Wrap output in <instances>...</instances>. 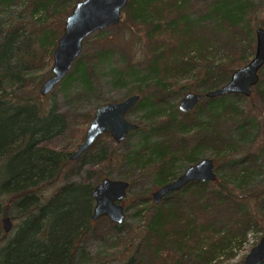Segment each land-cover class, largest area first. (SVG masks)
Wrapping results in <instances>:
<instances>
[{"label":"trees","instance_id":"trees-1","mask_svg":"<svg viewBox=\"0 0 264 264\" xmlns=\"http://www.w3.org/2000/svg\"><path fill=\"white\" fill-rule=\"evenodd\" d=\"M77 1L28 0L25 11L18 15L31 14L37 22L31 27L15 16L10 20L0 17V264L228 261L248 240L251 229H264L261 213L256 211L259 201H264V187L250 189L264 166V66L260 82L253 88L258 103L246 110L236 104L242 95L232 94L203 98L194 109L183 112L170 95L219 88L234 70L251 60L256 28L264 25L250 18L253 2L129 0L124 9L128 19L122 17L116 26L131 32V42L136 40L133 45L138 50L131 52L126 64L110 67L114 84L127 87L128 96L141 97L129 113L142 112L136 117L138 122L134 120L139 126L127 136L138 134V142L128 143L125 138L121 143L124 150L117 151L110 135L102 134L73 160L74 151L59 150L50 143L71 127L70 120L82 125L79 136L75 127L72 132L82 142L96 108L107 101L84 113L60 112L47 101L54 91L41 94L40 86L47 77L37 76L44 69L43 76L51 75L54 49ZM18 3L0 0V14ZM101 34L93 41L86 38L84 50L60 88L78 82L82 89H92L99 65L120 45ZM124 48L130 44L124 43ZM187 71H194L191 80L179 84L178 73ZM129 78L131 83L126 81ZM231 120L233 127L228 124ZM259 128L260 139L254 133ZM105 137L111 139L110 145L103 142ZM207 153L215 160L217 178L191 181L159 204L150 192L137 194L133 205L144 218L142 224H114L106 217L93 220L94 185L104 177L111 178L114 166L127 167L119 178L129 182L128 192L134 187L137 170L154 176L152 189L156 190ZM181 159L187 164L177 171L174 166ZM76 162L79 170L90 166L85 168L84 178L66 181L51 191ZM75 169L69 172H78ZM6 216L15 222L10 232L3 229ZM95 239L105 248L114 239L109 245L119 248L123 257L117 261L113 254L94 255L89 242Z\"/></svg>","mask_w":264,"mask_h":264},{"label":"water","instance_id":"water-1","mask_svg":"<svg viewBox=\"0 0 264 264\" xmlns=\"http://www.w3.org/2000/svg\"><path fill=\"white\" fill-rule=\"evenodd\" d=\"M129 0H78L65 20L64 32L57 41L53 52L51 75L40 86L43 96L53 92L73 68L76 59L84 50V41L88 36L121 22L124 9ZM255 53L251 60L234 70L226 84L205 93L188 91L178 103L183 112L196 107L203 98H216L225 95H253V88L259 84L260 72L264 66V26L255 31ZM139 94L126 97L121 102L101 104L85 131L80 146L71 154L77 160L88 151L102 134H109L115 142L122 143L127 136L138 128V124L128 119L127 115L140 100ZM215 160L204 157L191 164L176 179L161 185L152 196L155 204L173 191H179L191 181L213 182L217 178ZM129 182L122 179L104 177L94 185L92 197L95 198L93 220L106 217L114 224L125 222V208L122 201L126 199ZM3 229L10 232L14 224L10 217L2 219ZM264 261V234L245 256L243 264H261Z\"/></svg>","mask_w":264,"mask_h":264},{"label":"rangeland","instance_id":"rangeland-1","mask_svg":"<svg viewBox=\"0 0 264 264\" xmlns=\"http://www.w3.org/2000/svg\"><path fill=\"white\" fill-rule=\"evenodd\" d=\"M250 1L253 2L251 3L252 5L250 8L251 9L250 18L252 22L256 23V22L262 21V23H264V11L261 10L264 8V0H255V1L250 0ZM27 2L28 0H19L18 6H12L10 9H8L7 12H2L0 14V17L10 20V18L15 16L18 19V21L26 25V27H29V25L30 27L34 26L35 23L37 22L36 20L31 18V14H29L28 12H25V13L18 15L19 12L25 11V6L27 5ZM256 10H259V11H256ZM124 19L127 20L128 18H127V14L123 13V20ZM38 28H40V25H38L36 29ZM101 33H98V30H97V32H94L88 37V40L93 41L97 38L98 35L101 34L102 36H105V37L109 36L111 40H114L112 41V43L114 44L117 43L120 45L116 46L115 48H112L110 52L112 56H109L108 59L102 65H99L100 68L98 70V75H97L98 79L94 82L92 89L84 90L79 86L78 82L75 83L72 87L68 89L66 88L64 90L60 88V85H57L55 87L53 94L48 96L47 101L53 104V106L58 111L64 112L66 114L67 113L69 114L84 113V112L91 111L95 106H98L100 105V103H103L105 101H107V103H111V101L121 102L128 96L127 87L123 86L122 84L121 85L114 84L110 66L126 64V62L133 55L131 52L136 53V51L138 50L137 47L133 45V43H136V40H134L133 43L131 42V32L127 31L125 26H121V27L120 26L119 27L109 26L108 28L102 29ZM124 43H125V46L127 45V43L128 45L130 44V48H127L128 50L130 49V52H128L127 49L124 48ZM193 72L194 71H187V73L185 72L178 73L179 74V80H178L179 84H187V82L190 81L192 76L194 75ZM45 73L46 71L44 69L42 73L41 72L39 73L38 75L39 77L37 76V79L48 77L46 75L44 76L42 75ZM126 81L131 83L132 79L129 78ZM170 96H171L172 102H179L184 95L176 91V92H172ZM236 100H237L236 104L242 110L243 109L246 110L249 108V106H253L254 102L258 103V96L253 95L251 97H246L243 95L242 97H238V99ZM257 111L258 110H256L255 112L256 114H258V116L262 115L260 111L258 112ZM141 114L142 112L136 111V112H133V114H128L127 116L130 120L137 121L138 119H136V117L140 116ZM70 122H71V127L68 128V130L64 133V135L58 136L57 139L53 140L50 143L52 147L59 149V150L65 149L67 151L69 150L75 151L80 146L81 141L79 139L81 137L80 138L77 137L76 139H74V135L72 132H73V127H75L74 128L76 130L75 133L76 135L79 136L80 134L79 130L82 127V125L75 124V122H72L71 120ZM231 122L232 120L228 121V124H230L229 125L230 127H233L234 123L232 124ZM254 133H255V136L259 133L258 139L262 138L260 137V135L262 134V130L260 128L258 130L255 129ZM233 137H235L236 140L238 139L236 135ZM111 139L113 138L111 137ZM111 139L109 137L108 138L105 137L103 139V142L110 145L109 141ZM126 139L128 143H135V142H138L139 135L134 134L130 138L127 137ZM261 144H262V141H260L259 145ZM114 148L117 151L124 150V146H122V144L118 142L114 143ZM206 157H209L208 153L206 154ZM186 164H187V161L181 159L179 161H176L174 167L177 171H180L184 169V166ZM78 165L79 163L77 162L70 164L68 169H66V171L64 172V174L61 175L60 177L61 179L59 180V182L54 187H50L51 191L56 190L60 185L64 184L66 181H70V180L79 181L81 180V178H84L85 170L89 169L90 166L83 165L85 167L79 170ZM70 169H75V171L78 170V172L71 173L69 172ZM126 170H128L126 166H116V167L114 166L110 170L112 171L111 178L117 179L121 177L120 174L125 173ZM119 179H122V178H119ZM254 180H255L254 184L250 186V189H254L257 187H264V166H262V171L258 172L257 175H255ZM153 186H154V176L153 175L146 176V174H142L140 170L136 171L135 178H134V187L129 190V192L127 193L126 199L122 201V205L126 210L125 212V219H126L125 223L126 224L128 223L132 226H138L144 222L143 216L141 214L136 213V208L133 205L134 199H135V196H137V194H140L142 192H150V196H152L155 190V189H152L154 188ZM259 202L260 203L256 207V211L258 213H261V219L263 220L262 224H264V201H259ZM12 224H14L15 226V222L13 220H12ZM102 226H105V224L102 223ZM263 234H264V229L262 230L251 229L249 233L247 234L248 240L245 243H243L242 246L238 247V249L235 250L234 257L228 259V261H225L222 264H243L245 256L249 253L251 248L257 242L260 241V238L263 236ZM113 241L115 240L113 239L109 241L108 244L106 243L107 244L106 248L103 247L102 241H99L97 239H95V241H90L89 242L90 251L94 255H97L98 252H100V254L98 255L101 258L106 255L113 254L115 258H118L117 259L118 261L123 256L121 255V252H118L119 248L115 247L114 249H112L110 247L109 244L112 243Z\"/></svg>","mask_w":264,"mask_h":264}]
</instances>
